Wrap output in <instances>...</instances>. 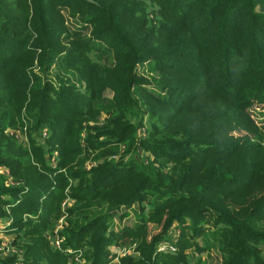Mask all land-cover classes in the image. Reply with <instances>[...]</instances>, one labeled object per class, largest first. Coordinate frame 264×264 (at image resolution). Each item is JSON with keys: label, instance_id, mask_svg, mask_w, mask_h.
<instances>
[{"label": "trees", "instance_id": "obj_1", "mask_svg": "<svg viewBox=\"0 0 264 264\" xmlns=\"http://www.w3.org/2000/svg\"><path fill=\"white\" fill-rule=\"evenodd\" d=\"M255 103L264 0H0V264H110L130 240L118 264H193V248L264 264ZM173 227L176 250L158 251Z\"/></svg>", "mask_w": 264, "mask_h": 264}, {"label": "rangeland", "instance_id": "obj_2", "mask_svg": "<svg viewBox=\"0 0 264 264\" xmlns=\"http://www.w3.org/2000/svg\"><path fill=\"white\" fill-rule=\"evenodd\" d=\"M63 17H64V20H65V23L68 24V26L70 28H77L78 25V21L77 20H70L68 18V13L66 11V9L61 12ZM87 34V33H86ZM110 62L108 61L107 64H109ZM141 69H138V71H140L141 75L144 74L145 76L146 75V72L144 71L145 68H146V63H143V65L140 66ZM107 98L111 97L112 93L111 91H106L105 94H104ZM248 115L250 116V118H252L253 120H255V122L258 124V126H264V105L262 106L261 104L259 103H255L253 106H251L249 108V110L247 111ZM104 115H101L99 120L102 121ZM8 134H15L18 138V141L20 143H23V144H28L29 146V143H27V137H28V133L25 132V131H20V130H14V129H10L7 131ZM240 134H244V133H240ZM145 135V130L144 128H139V136L140 137H144ZM140 154L142 155V157H144L145 155H148L147 153H145V155L143 154V152H140ZM57 156V155H55ZM150 156V154H149ZM115 158L118 157V154H115V156H113ZM92 162L91 161H88L87 163V168H90L92 166L91 164ZM1 172H4L6 173L7 170L5 169H0ZM72 203V201L70 200H63L61 202V207H62V210L65 209V207L67 205H70ZM138 212V208L137 206H134L133 208L129 209L128 211H125V210H122L121 211V214L123 213H128V217H125V218H122L120 219L119 218V214L116 215L114 217V220H113V228L117 231V232H121L124 228V227H127V228H130L131 226L135 225V222H136V216L139 214L137 213ZM64 219L61 218L60 221H59V224L60 225V222H62ZM10 223V220L8 219L7 221H1L0 220V242L5 244L6 247L8 248V243L10 244L11 241L13 240V237L14 236H6L5 233L3 232L8 224ZM147 228L149 229V234L150 235H153V234H156L159 232V228L156 227L153 223H148L147 225ZM59 228H56L55 230L58 231ZM172 233V236H171V240H172V243H165V244H159V248L162 249L164 253H166V251H172L174 252L176 250L175 246L173 245L175 240H176V236L179 235V230H177L176 227H173L171 229V232L170 234ZM198 243L201 244L202 241H201V238L197 239ZM54 243V241H53ZM136 244L135 243H131V240L126 242L120 246H118L117 244H113L109 247V251L111 253V263L110 264H118V260L120 257L122 256H129V255H137V251H136V247L135 246ZM54 246V245H53ZM9 250V249H8ZM8 250H3V251H7V252H0V256L2 258H8L9 255H12L13 252L12 251H8ZM203 260L205 261V264H219L220 261V256L218 254V249H210V250H207V251H204L202 252L201 254H197V252L195 251V249L193 248V257H192V260L191 262L193 264H197V260H198V256ZM81 263H83V260L80 261Z\"/></svg>", "mask_w": 264, "mask_h": 264}, {"label": "built area", "instance_id": "obj_3", "mask_svg": "<svg viewBox=\"0 0 264 264\" xmlns=\"http://www.w3.org/2000/svg\"><path fill=\"white\" fill-rule=\"evenodd\" d=\"M9 246H10L9 243H8V248H7L5 244H3V243L0 242V252H7V251H3V250H8V249H9ZM59 246H60L59 241H58V240H55V242H54V247L59 249ZM9 250H10V249H9ZM9 250H8V251H9ZM158 251H161V252H162L163 250L159 248Z\"/></svg>", "mask_w": 264, "mask_h": 264}, {"label": "water", "instance_id": "obj_4", "mask_svg": "<svg viewBox=\"0 0 264 264\" xmlns=\"http://www.w3.org/2000/svg\"><path fill=\"white\" fill-rule=\"evenodd\" d=\"M85 1L90 2L91 0H85Z\"/></svg>", "mask_w": 264, "mask_h": 264}]
</instances>
